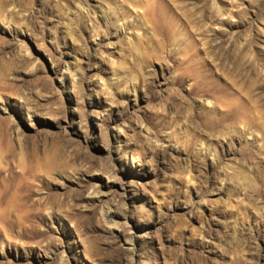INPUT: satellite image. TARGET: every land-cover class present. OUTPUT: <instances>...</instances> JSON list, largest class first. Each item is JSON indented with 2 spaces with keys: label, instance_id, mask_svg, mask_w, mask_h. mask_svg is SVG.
Listing matches in <instances>:
<instances>
[{
  "label": "rangeland",
  "instance_id": "1",
  "mask_svg": "<svg viewBox=\"0 0 264 264\" xmlns=\"http://www.w3.org/2000/svg\"><path fill=\"white\" fill-rule=\"evenodd\" d=\"M0 264H264V0H0Z\"/></svg>",
  "mask_w": 264,
  "mask_h": 264
}]
</instances>
